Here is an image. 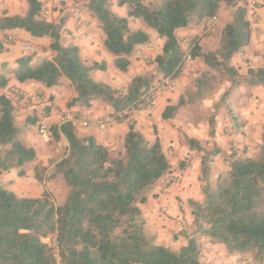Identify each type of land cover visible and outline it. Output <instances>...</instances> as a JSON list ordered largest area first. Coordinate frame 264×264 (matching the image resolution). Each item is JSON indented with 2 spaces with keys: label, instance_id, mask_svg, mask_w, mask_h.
Wrapping results in <instances>:
<instances>
[{
  "label": "trees",
  "instance_id": "obj_1",
  "mask_svg": "<svg viewBox=\"0 0 264 264\" xmlns=\"http://www.w3.org/2000/svg\"><path fill=\"white\" fill-rule=\"evenodd\" d=\"M85 7L97 21L102 47L109 53L113 68L127 73L131 57L139 46L150 43L149 34L130 26L139 20L163 39L154 63L162 80L175 79L182 70L186 52L181 47L178 30L206 23L219 13L223 5L232 7L230 19L221 29L219 46L204 51L198 37L189 44L191 60L201 59L212 69H223L237 75L231 64L234 55L250 45L251 22L245 0H115L124 7V15L112 9L110 0H84ZM66 17L52 22L44 15L41 0H26L22 14L0 10V31L24 30L34 38H50L51 57L32 63L24 55L15 67L0 70V175L24 167L36 159V151L19 139L23 131L15 120L14 100L5 91L11 79L19 83H39L49 89L66 78L73 95L68 108L87 109L94 101L112 108L113 122H127L122 149L112 156L107 146L91 134L78 136L74 124L63 122L50 130L57 138L67 140L63 155L49 166L34 168L35 178H61L68 191L62 204L44 186L39 196H20L0 186V264H56L53 248L57 247L61 264H206L201 259L198 241L194 237L174 250L156 243L145 233V218L140 204L148 199L150 190L170 170V162L160 139L153 141L138 131L132 121L133 112L147 105L151 85L149 77L135 75L124 93L92 76L95 70H105L106 62H88L79 48L62 39ZM246 82L264 86V66L249 68ZM215 75L202 71L193 80L194 89L187 91V102L205 98L213 88ZM180 97L166 105L161 118H172L185 104ZM233 117V116H232ZM239 126L235 117H233ZM214 120L209 119L208 135H214ZM189 149L203 150L201 143L184 136ZM219 149L204 152L200 159L203 200L188 199L192 224L228 252L251 251L264 259V124L256 155L224 153L226 170L217 174L213 187L208 175L213 156ZM46 172V173H45Z\"/></svg>",
  "mask_w": 264,
  "mask_h": 264
},
{
  "label": "rangeland",
  "instance_id": "obj_2",
  "mask_svg": "<svg viewBox=\"0 0 264 264\" xmlns=\"http://www.w3.org/2000/svg\"><path fill=\"white\" fill-rule=\"evenodd\" d=\"M41 1L43 5L49 2V0ZM79 1L82 2L83 10L81 11L82 16L79 15L77 18H74L78 25L89 21L88 17H84V15L91 14L86 10L84 0H74V3H78ZM110 1L112 3V9L119 15H124L125 8L118 7L115 4V0ZM245 2L248 18L251 22L252 38L250 45L242 49V54H237L239 59L235 65L231 63L237 70L236 76H230L223 69L209 68L201 59L185 60L181 74L173 79L174 85L168 86L164 84V79L162 80V76L157 72L154 63V58L160 52L163 39L159 40L160 38L157 37L156 33L148 29L149 34H152L150 37L151 41L148 45L139 46L136 49L132 58L133 65L131 64L132 67L130 66L131 70L129 69V72L119 74L114 69L113 72L106 75V78L104 77L105 82L108 81L114 84L111 86L112 88L119 93H124L133 77L132 71L139 72L141 75L150 78L151 85L155 88L156 92V104L158 93L163 91L171 93V97L168 98V105L175 104L180 97H183L186 101L172 118L167 120L161 118V126H157L154 123L149 124L147 127L142 126L144 136L146 135L152 140L156 136L159 137L169 159L170 170L150 190L147 201L140 204V207L145 218V233L147 236L153 237L156 243L168 246L174 250L184 245L188 238L194 237L199 244L201 259L206 264H264V259H257L251 251L228 252L223 244L213 242L208 235L202 232V229H195L192 224L193 217L191 208L188 204V199L191 198L183 199L179 194L175 195L173 200L174 206L179 207L182 211L181 214L172 212L170 207L164 208L160 213H154V211L156 204L159 203L163 194L172 186L178 185L180 187L183 182L185 183L183 187L187 188L193 197L198 195L200 196V200L198 201L203 200L202 188L204 182L201 180L200 159L204 152L219 149L217 153H220L219 166L214 162L215 155L211 162L208 163L210 167L208 182L211 187L215 184L217 174L226 170L227 163L224 161V153L233 150L237 155L242 156V153L239 154L242 151L241 147L237 148L231 144V147L225 151L218 148L217 143L212 138L213 136L210 137L208 135L209 119L211 117L214 120V128L218 124L217 118L227 123L228 118L235 117L234 109L229 105L232 102L238 106L241 104L245 105L247 102L244 96H246L248 103L254 104L256 109H260L259 115L261 119H264V88H262L261 93L255 92L254 88L257 86L248 84L245 80L248 76L247 71L249 68L254 69L259 66H264V0H245ZM56 3L57 6L52 9L55 12V16L49 15L46 17L47 19L54 20V22L58 21L60 17H66V14H58L57 11L58 9L62 11L60 7L62 6L61 3L63 5L65 4L64 0H56ZM46 9L47 7L44 8V15L46 14ZM232 11V7L223 5L216 15L215 20L211 19L204 24L186 28L189 29L187 34L179 36L181 47L186 54H188L189 44L194 37H198L199 43L204 51L216 50L219 46L221 29L230 19ZM130 26L135 29L146 27L139 20H130ZM183 39H186V42L183 43ZM63 42L66 43L64 39ZM245 49H248V52ZM35 53L36 51L30 53V55L34 56ZM205 70H209L215 75L216 79L213 83L212 90L205 98L199 101L187 102V91H193L194 78ZM103 72L107 73V69L103 70ZM17 96L12 97L15 104H18L17 102L19 101ZM38 96L39 99L43 98L42 94H38ZM28 100L30 102L29 106H37L40 103L35 102V99L31 101V98H29ZM92 105L96 106L99 110L102 108L100 106H108L98 100L94 101ZM155 105L150 108L145 107L136 112H144L143 110H149L155 107ZM51 108L55 111L56 116L54 120L47 118L48 112L44 108H31L30 113L20 111V108L16 109V123L19 126H23V131L18 137L35 149L36 159L24 167V174L21 176L18 175L17 170L2 173L0 175V186L20 196H39L45 186L53 195L54 202L60 205L64 202L68 191V187L64 181L58 177L52 180H46L44 184H41L35 178L34 173L35 167L40 170L45 166H49L53 161L59 159L66 149V146L60 141L61 135L56 138L50 130L52 125H59L60 118L66 112L61 111L56 102L51 103ZM75 112L80 118L90 120L88 126L93 127H97L96 121L101 118L111 117V112L108 113L106 111H102L96 117L90 116L89 118L85 117L83 113ZM42 123H45L46 126L44 133H40L39 131ZM223 126L230 130L228 125L223 124ZM229 132L233 134L239 133L240 127L237 126L236 131L230 130ZM185 135L197 139L201 143L203 150L189 149L184 139ZM259 145L260 143L258 142L253 144V155L258 153ZM108 148L111 155L116 156L122 149V140ZM158 224L161 225L160 229L157 227ZM44 241L53 248L55 258H60L54 242L49 238L44 239Z\"/></svg>",
  "mask_w": 264,
  "mask_h": 264
},
{
  "label": "crops",
  "instance_id": "obj_3",
  "mask_svg": "<svg viewBox=\"0 0 264 264\" xmlns=\"http://www.w3.org/2000/svg\"><path fill=\"white\" fill-rule=\"evenodd\" d=\"M64 2L65 4L63 5V3H61L62 6L60 7L62 8V11H60V9L57 10L58 14H66V22L63 26L62 31V39L66 41V44H73L78 46L80 54L84 60L88 62L105 61L107 73H104L102 70H95L92 72L93 78L99 81H104V77L106 78V75L113 72L114 70L112 65L113 57L102 47V39L100 31L97 27L96 19L93 15L86 14L84 15V17H88L89 21L78 25L75 22L74 18H77L79 15L82 16V2L79 1L78 3H74V0H64ZM43 6L44 8L47 7L45 11L46 17H48L49 15L53 17L55 16V12L52 11V9L57 6L56 0H49V2ZM25 8L26 0H0V10H6L9 14H22ZM48 20L54 22V20L52 19ZM141 29L149 34L147 27H141ZM188 31L189 29L178 30L177 35L180 36L187 34ZM151 35L149 34L150 37ZM23 42H32L36 46L35 55H31L32 63H35L44 57H51V52L49 51L50 38H34L24 30L0 31V70L5 65L9 67H15L16 61L20 57L29 55L24 51L21 45ZM245 50L246 52H248V49ZM240 54H242V52ZM238 55L236 54L232 57L231 63L233 65H235V63L238 61ZM132 58L133 56L131 57V64L133 63ZM131 67L129 68L130 70ZM118 73L121 74L120 72ZM139 74V72L132 71V76ZM105 83L109 84L110 86L114 85L108 81ZM262 88H264V86H257L256 88H254V91L261 93V91L263 90ZM5 93L11 98L19 95L17 96V98L19 99V101L17 102L18 104L14 103L15 111L16 109L20 108V111L30 113L31 108H44L48 112L47 118L53 120L56 115L55 111L51 108L52 102H56L60 110L63 112L78 111L80 113H83L85 117L88 118L90 116L96 117L101 114L102 111H106L108 113L112 112V108L109 106H100L102 107H99L100 110L94 105L87 109H79L77 107L68 108L66 106V102L74 92L73 88L69 85V81L66 78L62 80V83L60 85L49 89L43 87L39 83H19L16 80L11 79L9 82V87L6 89ZM38 94H42L43 98L39 99ZM170 97V92H159L157 95V104L155 105V107L149 110H143L144 112H133L131 117L135 128L142 134H144L142 126L147 127L151 123H154L157 126H161V112L164 107L169 104L168 98ZM29 98H31V101H34L35 99V102L40 103L37 106H29ZM244 99L247 102L245 105L241 104L240 106H238L234 102L229 105L234 109V116L239 124L240 132L236 134L229 132L230 130H228V128H224L223 126V124L227 126L229 123H224L221 121V119L217 118L218 124L214 130V135L212 138L217 143L218 148L223 151L228 150V148L231 147L232 144L237 148H242V151H240L239 154L242 153V155L252 156V152H254L253 144H255V142H261V132L262 125L264 124V119H261V116L259 115L260 109H256V106L254 104L248 103V98L246 96H244ZM74 127L78 136L91 134L99 143L107 147L112 146L116 142H121L125 132L128 129L126 122H113L104 130H100L99 128L93 126H84L78 123H75ZM146 138L149 141L154 140L148 138V136H146ZM60 141L64 146L67 147V140L62 135ZM219 156L220 153L216 152L214 156V162L218 166L220 160ZM183 186H185L184 182L180 185V187L178 185L170 187L168 191L160 198L159 203L156 204L154 213H160L164 208L170 207L172 212L181 214L182 211L179 209V207L174 206L173 200L176 194H179L183 199L191 198L197 201L200 200V196L196 195V197H193L192 193ZM157 227L158 229H160L161 225L158 224Z\"/></svg>",
  "mask_w": 264,
  "mask_h": 264
},
{
  "label": "built area",
  "instance_id": "obj_4",
  "mask_svg": "<svg viewBox=\"0 0 264 264\" xmlns=\"http://www.w3.org/2000/svg\"><path fill=\"white\" fill-rule=\"evenodd\" d=\"M213 20L216 19V17L212 18ZM182 42H186V39H183ZM22 47L24 49V51L28 54L34 52L36 50V46L32 43V42H23ZM185 60H191L190 56L188 54H186V58ZM164 84L168 85V86H173L174 85V81L172 79L166 78L163 80ZM156 104V92L155 89H150V93L149 96L147 97V108H150L152 106H154ZM63 122H71L73 124L78 123V124H82L84 126H88L90 124V120H86L83 118H80L78 116V114L75 111H68L66 112L59 120V124L63 123ZM97 123V127L100 130H104L109 124L113 123V120L111 117H103L100 120L96 121ZM228 126L229 129L231 131H236L237 130V124L234 121L233 117L228 118ZM46 130V126L45 123H42L40 125V133H44ZM56 264H61L60 262V258H56Z\"/></svg>",
  "mask_w": 264,
  "mask_h": 264
}]
</instances>
